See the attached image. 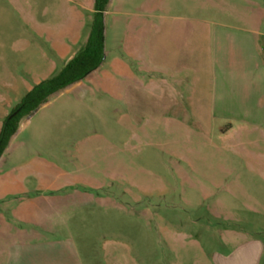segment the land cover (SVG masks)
I'll use <instances>...</instances> for the list:
<instances>
[{"label": "rangeland", "instance_id": "rangeland-1", "mask_svg": "<svg viewBox=\"0 0 264 264\" xmlns=\"http://www.w3.org/2000/svg\"><path fill=\"white\" fill-rule=\"evenodd\" d=\"M126 3L119 17L104 18L100 70L54 95L0 159V180L21 189L0 203V264H221L240 244L264 246V91L256 72L243 74L240 93L215 96L202 56L199 80L162 67L143 73L144 60H186L184 52L174 60V41L152 37L156 56L129 59L134 80L112 91L107 79L128 35L121 24L111 27L116 18L134 22L149 13L152 22L178 21L182 31L193 23L234 32L247 26L241 19L264 18V0ZM91 9L92 0H0V125L27 87L68 61L53 43L68 42L70 28L88 33ZM199 38L190 42L203 41L209 51L213 42ZM235 42L227 44L232 83L239 74ZM160 77L179 79L201 97L189 92L170 102ZM243 252L233 255L241 258L236 264H256L254 248ZM257 264H264V249Z\"/></svg>", "mask_w": 264, "mask_h": 264}, {"label": "crops", "instance_id": "crops-1", "mask_svg": "<svg viewBox=\"0 0 264 264\" xmlns=\"http://www.w3.org/2000/svg\"><path fill=\"white\" fill-rule=\"evenodd\" d=\"M126 2L127 0L126 1L125 0H111L109 3L108 9L104 14V18L108 14H111L115 17H119L121 14L119 11L120 5L125 6L127 4ZM93 3H94V0H92L91 13H93ZM159 9L161 10L162 8H159ZM141 17L142 18H139L135 20L134 22H130V21L125 22L123 20H120V18H116V20L112 22L111 27L113 29L116 27H119V24H121L122 26L126 27V30L128 33L127 41L123 43V46H121L123 47L121 49L124 53L114 56L110 62L113 75L109 74L107 76V79H109L112 91H115L116 89L120 88L119 83H122L123 80L129 81V80L135 79V73L137 72L134 70L132 66V61H131L132 58L136 60L143 58L144 52L152 53L153 56H156L154 54V51H151L152 37L159 38L160 41H162V44H164L165 41H168V40L174 41V43L176 44V48H177V51H175L174 60H176L177 55L179 53L181 55L182 52H184V54L186 55V60L184 61V58H182L181 60L178 59L177 61H174V62L173 61L167 62V65H163V66L152 64L153 62L151 61L147 63L144 60L142 63L143 73L150 74L152 72V69H151L152 67H154V69H156L157 67L158 68L162 67L160 68L161 69L160 72H163V73L168 72L172 74L173 76H177V74H182L184 72L196 73L195 79L199 80L200 79L198 76L199 72L195 68H196V65L198 64V61L199 62L201 61L199 60V57L202 56L203 63L207 64V69L210 68V71L212 73V76H210V83L212 82L211 89L213 90L214 96L215 94L219 93V90H221L222 94H226V95H228L229 92L234 89L237 90L238 93H240V90L244 86L243 85L244 80H241V79L242 78L245 79V75L243 74H246L248 68L250 71L256 72L255 74H257V79H258L257 82H258L259 89H262V91H264V46L261 47L260 45V39L264 38V30H261L262 29L261 24L264 19L262 12H260L259 14H256L249 20H245V19L239 20L242 22V24H245L247 26L243 28H240V27L235 28L234 32H230V29H227V28H221L219 29V31H216L214 29L210 30L209 28H205V26L203 25L199 26L197 24L196 26L195 25L192 26L189 24H193V23H189V22H188L189 23L188 25H185V26H188L189 28L183 29L182 31L180 28V26L182 25H180L179 23H176L178 21L174 20V22L167 23L165 22L167 19L164 18V16L152 17V19H156L158 20V22L156 21L152 22L151 15L149 13L147 14L144 13ZM171 21H173V19ZM192 22H196V20ZM75 25H76V22L73 23L74 27ZM104 26H105V23H104ZM69 32L71 34V37H69L68 42H65L62 39H57L54 41L53 46H52L53 50L60 57H68L69 58L68 60H70L72 56L78 50L77 46L84 44V42L86 41L87 35H88V33L81 35L80 27H76L73 29L70 28ZM105 33H106V29L104 30V40H105ZM199 36H203V40H205L204 37L206 36L207 39H209V42H213L212 47L211 45H209L210 47L209 51H207V45L205 46V43H203V41H202V44H200V46L198 44L193 45V43L190 42L192 40L200 39ZM135 40L137 41L135 42ZM229 40L236 41L234 48L237 50V56H236L237 58H235V60L236 59L237 60L236 61L234 60V62L238 63V71H239L238 72L239 74L237 76V81L233 83L231 82L232 75L230 74L232 73V70H235L234 67H231L232 64L235 66V63H231V58H229L228 56L227 50L229 51L230 47L227 44ZM182 41L187 45L186 49H184L186 45L181 43ZM183 45H185V47H183ZM72 49L73 51H71ZM140 49L143 52L142 54H140ZM160 50L161 52H159V54L164 55L165 54L164 53L165 51H163L164 48H160ZM212 50H213V54H212ZM187 57H189L190 64H189V60ZM103 63L104 61L102 62V64ZM149 63H150V67H147ZM102 64L98 67V69L90 73L83 81H87V79H89L90 77H92L93 74L99 71ZM149 80L150 82H152V78H149ZM40 81H36L34 85L39 83ZM159 81H160V86L167 87L166 89L167 98H169L170 102L172 101L176 102L177 99L179 98L186 99L189 96V92L192 95L191 87L187 85L183 86L182 81L179 79L178 81L173 79L174 84H172L171 82L167 81L166 79L162 77H160ZM81 83L82 81L77 82L75 84L79 85ZM181 84H182V87H181ZM32 87L33 85L27 87L26 92L31 90ZM168 88H170V92ZM202 96L204 95L202 94ZM206 96H209V93L208 95L206 93ZM261 96H263V94H261ZM193 97L195 98V97H201V96L199 93H194V95H192V98ZM46 104L39 107V110L37 111V113ZM11 108L12 107H10V110ZM8 113L9 111H4L3 119L8 115ZM30 120L28 121L23 120L21 122L20 127H19V130H20L19 134L16 136H13L9 145L13 141H15L19 137V135L23 133L24 130L30 129V127L32 126L31 122H29ZM27 137L29 138L30 136L28 135ZM17 186H19V188ZM20 192H21L20 185H18L17 183L14 182V183L9 184V183L2 182L0 180V203L5 201L7 197L16 195L17 193H20ZM248 248H254V261L257 264L258 261L262 258V251L264 249V246L262 243H253V242L242 244V245L240 244L237 247L236 252H233L234 254L229 252L226 254V256L225 255L223 256L221 260V264H236L237 262L241 263V258L236 259L234 258L233 255H236L237 253H240V255H244L243 251H245Z\"/></svg>", "mask_w": 264, "mask_h": 264}, {"label": "trees", "instance_id": "trees-1", "mask_svg": "<svg viewBox=\"0 0 264 264\" xmlns=\"http://www.w3.org/2000/svg\"><path fill=\"white\" fill-rule=\"evenodd\" d=\"M111 0H94L89 32L84 44L54 75L33 85L3 119L0 127V158L7 149L20 124L36 108L46 104L54 95L83 81L98 69L105 59L104 14Z\"/></svg>", "mask_w": 264, "mask_h": 264}, {"label": "water", "instance_id": "water-1", "mask_svg": "<svg viewBox=\"0 0 264 264\" xmlns=\"http://www.w3.org/2000/svg\"><path fill=\"white\" fill-rule=\"evenodd\" d=\"M39 110V107L38 108H36V109H34L26 118H25V120L26 121H28V120H30L36 113H37V111ZM19 132H20V130L18 129L17 131H16V133H15V135L14 136H16V135H18L19 134Z\"/></svg>", "mask_w": 264, "mask_h": 264}]
</instances>
